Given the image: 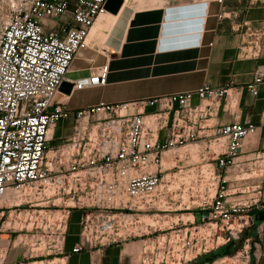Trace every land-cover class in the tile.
Wrapping results in <instances>:
<instances>
[{
  "label": "built area",
  "instance_id": "1",
  "mask_svg": "<svg viewBox=\"0 0 264 264\" xmlns=\"http://www.w3.org/2000/svg\"><path fill=\"white\" fill-rule=\"evenodd\" d=\"M105 2L0 0V264H64L73 212L79 213L80 228L73 252L149 234L141 215L165 210L172 190H164V177L179 172L164 173L165 153L187 146L197 147L211 173L205 168L210 181L201 223L168 238L167 256L172 242L178 248L176 264L240 239L254 226L251 210L262 207L260 181L240 186L228 179L234 168L238 180L249 179L245 174L263 161L262 154L245 164L234 161L244 142L258 135V126L210 121L222 107L235 111L239 91L232 83L77 110L54 101L72 61L87 47L91 28L107 13ZM64 17L68 21L59 25ZM107 69L71 81L73 89L106 84ZM260 83L261 68L246 89L255 96ZM105 110L114 117H99ZM67 119L73 125L66 142L50 147L52 130ZM9 192L12 202L4 198ZM38 221L47 228L37 227ZM251 244L257 241L248 235L232 256L234 264H251ZM13 248L22 250L21 259L7 263ZM167 256L154 264H166Z\"/></svg>",
  "mask_w": 264,
  "mask_h": 264
},
{
  "label": "crops",
  "instance_id": "2",
  "mask_svg": "<svg viewBox=\"0 0 264 264\" xmlns=\"http://www.w3.org/2000/svg\"><path fill=\"white\" fill-rule=\"evenodd\" d=\"M65 21L68 18L57 23ZM91 29L93 45L77 53L65 80L89 76L93 69L107 65V82L72 89L69 95L58 91L55 102L77 110L194 90L204 84L224 87L230 82L239 91L235 111L231 114L222 107L210 121L256 124L258 135L244 142L234 161L245 164L264 156V83L256 86L255 96L246 89L255 71L264 70V0H123L116 14L101 15ZM237 172L228 169L230 185L260 181L264 205V177L238 180ZM78 225L79 213L73 212L63 246L64 264H138L143 242L150 239L147 234L73 252L79 242ZM251 236L257 241L251 244V264H264V220ZM21 256L22 250L13 248L7 263Z\"/></svg>",
  "mask_w": 264,
  "mask_h": 264
},
{
  "label": "rangeland",
  "instance_id": "3",
  "mask_svg": "<svg viewBox=\"0 0 264 264\" xmlns=\"http://www.w3.org/2000/svg\"><path fill=\"white\" fill-rule=\"evenodd\" d=\"M92 30L93 29H91L90 33H92ZM91 37V34H89L87 45H93L90 41ZM105 116L108 118L114 117V114H110L107 110L101 111L99 117L103 118ZM90 122L93 123L96 121L90 120ZM72 125L73 123L70 120L59 123L55 128V131L50 134L51 140L49 141V146L55 147L56 145L66 142L71 133ZM196 148V146H187L183 149L169 150L165 153L163 159L165 167L164 173L166 174L171 171L176 172L177 170H179V172L177 174L165 175L164 177V190L166 188L172 190L171 194H166L165 196V210H151L149 213H142L141 215L140 220L149 225L148 231L150 239L143 242L138 264H154V261L155 263H160L162 261V256H167L168 238L169 236L172 238L175 235V230L188 228L193 224L199 225L201 223L200 217L201 211L203 210L202 206L205 205V194L209 191L207 183L210 181L207 179L209 174H206L205 168L210 170L209 173H211V167L208 166L204 160L202 161V157L199 153L200 151L198 152V149ZM208 162H211V160ZM194 165L199 166L198 172H196L197 169H192ZM245 175L255 177L264 176V159L263 161L256 163V168L253 173ZM24 199L25 197H22L20 201H23ZM16 203H19V201H16ZM21 208L29 209L28 205L24 204ZM35 208L41 209L43 207L38 206ZM34 219L35 215H32V220ZM192 220L194 223H191ZM37 225V227L40 226L42 229L47 228L44 222L41 221H38ZM28 227L30 228L31 224H29ZM212 227L214 228L215 226ZM35 228L34 224L32 229L35 230ZM157 237H159L158 242H156ZM142 238L143 237L137 239ZM219 241H221V239H219ZM156 244H159V250H156ZM213 244L215 246V243ZM170 245L173 250H170L172 253L169 252L166 264H176L177 261L175 260L178 258L176 250L178 248L173 242ZM220 246L222 245L219 244L216 250ZM242 246L243 242L242 244H239L234 254L241 250ZM233 255L219 257L215 259L216 262L209 264H234L235 259L232 258Z\"/></svg>",
  "mask_w": 264,
  "mask_h": 264
},
{
  "label": "trees",
  "instance_id": "4",
  "mask_svg": "<svg viewBox=\"0 0 264 264\" xmlns=\"http://www.w3.org/2000/svg\"><path fill=\"white\" fill-rule=\"evenodd\" d=\"M251 214L254 216L255 222L253 228L250 231H246L238 240L232 239L220 246L217 250H212L206 254H202L192 264L212 263L219 257L233 255L239 244H242L244 238L248 235H251V232H254L257 225L264 220V205L262 204V207L259 209L251 210Z\"/></svg>",
  "mask_w": 264,
  "mask_h": 264
},
{
  "label": "water",
  "instance_id": "5",
  "mask_svg": "<svg viewBox=\"0 0 264 264\" xmlns=\"http://www.w3.org/2000/svg\"><path fill=\"white\" fill-rule=\"evenodd\" d=\"M122 4L123 0H106L105 9L111 14H116ZM72 89L73 83L68 80H63L58 87V91L66 95H69Z\"/></svg>",
  "mask_w": 264,
  "mask_h": 264
},
{
  "label": "bare ground",
  "instance_id": "6",
  "mask_svg": "<svg viewBox=\"0 0 264 264\" xmlns=\"http://www.w3.org/2000/svg\"><path fill=\"white\" fill-rule=\"evenodd\" d=\"M57 95L59 94L58 92L56 93ZM7 201H13V197L12 194L9 192L8 194H6V196L4 197Z\"/></svg>",
  "mask_w": 264,
  "mask_h": 264
}]
</instances>
